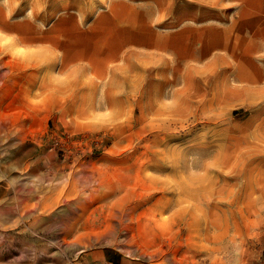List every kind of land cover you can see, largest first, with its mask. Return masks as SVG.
<instances>
[{"label":"rangeland","instance_id":"rangeland-1","mask_svg":"<svg viewBox=\"0 0 264 264\" xmlns=\"http://www.w3.org/2000/svg\"><path fill=\"white\" fill-rule=\"evenodd\" d=\"M0 8V264H264V0Z\"/></svg>","mask_w":264,"mask_h":264},{"label":"crops","instance_id":"crops-1","mask_svg":"<svg viewBox=\"0 0 264 264\" xmlns=\"http://www.w3.org/2000/svg\"><path fill=\"white\" fill-rule=\"evenodd\" d=\"M176 33H174V35H175ZM145 44H143V46L144 45H147V46H144V47H150V42L148 43V42H144ZM249 44L247 45V51H245L244 52V54L245 55H247V56H251L252 55V53H250V51L251 50H253V44L251 43V42H248ZM230 46H236L235 44H236V42L235 41H231L230 43ZM220 45V42L219 41H215V43H214V46H219ZM173 50H175V46H174V44H173ZM231 56V55H230Z\"/></svg>","mask_w":264,"mask_h":264},{"label":"bare ground","instance_id":"bare-ground-1","mask_svg":"<svg viewBox=\"0 0 264 264\" xmlns=\"http://www.w3.org/2000/svg\"><path fill=\"white\" fill-rule=\"evenodd\" d=\"M64 2V1H63ZM59 3V2H58ZM68 6V5H67ZM61 8H62V5H61ZM1 9V8H0ZM63 9H65V8H63ZM66 9H67V7H66ZM66 12V11H65ZM49 13V12H48ZM61 13V12H60ZM4 16V15H3ZM63 17V16H62ZM61 18V17H60ZM5 19V18H4ZM56 19V18H55ZM100 19V18H99ZM113 19H114V17H113ZM0 20H1V16H0ZM58 20V19H57ZM10 21V20H9ZM11 22H13V21H11ZM112 22V21H111ZM31 23V22H30ZM104 23V22H103ZM107 23V22H106ZM110 23V22H109ZM101 24V23H100ZM74 25V24H73ZM76 25V24H75ZM116 25V24H115ZM37 27V26H36ZM50 27V26H49ZM38 28V27H37ZM54 28V27H53ZM79 28V27H78ZM7 29V28H6ZM10 29V28H9ZM31 29V28H30ZM45 29V28H44ZM47 29V28H46ZM49 29V28H48ZM55 29V28H54ZM76 29V28H75ZM114 30V29H113ZM74 32H76V31H74ZM58 33V32H57ZM131 33V32H130ZM77 34H78V32H77ZM52 35V34H51ZM54 36H55V34H53ZM29 36H31V34L29 35ZM48 36V35H47ZM53 36V37H54ZM79 37V36H78ZM28 38V37H27ZM38 38V37H37ZM47 38H49V37H47ZM51 38V37H50ZM54 39V38H53ZM39 40H40V38H39ZM51 40H52V38H51ZM55 40V39H54ZM54 40H52V41H54ZM30 41V40H29ZM35 41V40H34ZM36 41H38V40H36ZM41 41V40H40ZM45 41V40H44ZM54 42H56V41H54ZM61 42V41H60ZM30 43V42H29ZM32 43V42H31ZM51 43H53V42H51ZM67 43V42H66ZM69 43H71L70 41H69ZM54 45V44H53ZM75 45H77V42H76V44ZM81 45V44H80ZM82 46H84V45H81V47ZM90 46V45H89ZM68 47V46H67ZM73 47V46H72ZM72 47H71V49H72ZM74 48V47H73ZM80 49V48H79ZM67 50H68V48H67ZM70 51V50H69ZM72 51V50H71ZM70 51V52H71ZM65 52V51H64ZM97 52V51H96ZM66 53V52H65ZM68 53V52H67ZM72 53V52H71ZM64 55V54H63ZM74 55H75V53H74ZM76 55H77V52H76ZM80 55V54H79ZM78 56V55H77ZM95 56V55H94ZM69 58V57H68ZM73 58V57H72ZM66 61H67V59H66Z\"/></svg>","mask_w":264,"mask_h":264}]
</instances>
